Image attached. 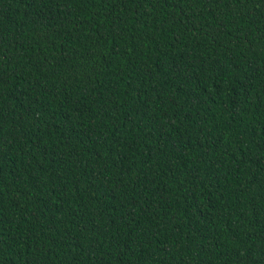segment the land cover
I'll list each match as a JSON object with an SVG mask.
<instances>
[{
    "label": "trees",
    "instance_id": "obj_1",
    "mask_svg": "<svg viewBox=\"0 0 264 264\" xmlns=\"http://www.w3.org/2000/svg\"><path fill=\"white\" fill-rule=\"evenodd\" d=\"M0 264H264V0H0Z\"/></svg>",
    "mask_w": 264,
    "mask_h": 264
}]
</instances>
